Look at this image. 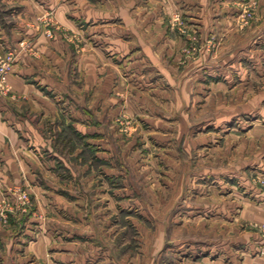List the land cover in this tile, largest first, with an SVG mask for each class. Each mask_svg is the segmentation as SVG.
Here are the masks:
<instances>
[{"label":"crops","instance_id":"crops-1","mask_svg":"<svg viewBox=\"0 0 264 264\" xmlns=\"http://www.w3.org/2000/svg\"><path fill=\"white\" fill-rule=\"evenodd\" d=\"M165 2L16 0L18 13L11 27L5 29L0 22V52L21 40L35 45L34 50L20 48L9 75L11 92L0 94V195L13 198L23 188L34 203L27 214L11 218V225L0 222V264H158L159 223L152 225L150 239L144 237L133 248V237H118L125 224L94 221V214L110 213L109 205L83 206L78 201L109 195L108 189L79 192L77 181L85 165L80 178L89 185L96 181L93 171H87L94 159L85 161L84 153L108 150L109 135L118 130L110 119L127 113L153 116V93L171 90L160 87H172L169 62L183 40L168 25L167 13L177 1ZM48 8L55 9L57 21L83 37L82 46L61 34L51 38L39 27L37 16ZM237 31L245 34L252 51L263 47L264 57V9L261 22ZM226 65L236 74L221 77L216 85L229 83L230 117L237 119L231 129L244 123L240 117L252 118L243 131L256 136L252 142L257 148L261 136L264 144V60ZM167 94L163 98L174 103ZM96 153L100 163L108 161L105 153ZM249 182L244 191L231 192L229 208L215 212V225L220 233L228 225L230 236L214 239L210 249L198 254L190 241L189 256L180 264H264V255L252 252L260 235L250 226L264 222V203L258 200L263 194ZM135 226L143 236L145 225Z\"/></svg>","mask_w":264,"mask_h":264},{"label":"rangeland","instance_id":"rangeland-1","mask_svg":"<svg viewBox=\"0 0 264 264\" xmlns=\"http://www.w3.org/2000/svg\"><path fill=\"white\" fill-rule=\"evenodd\" d=\"M15 1L0 0V22L5 29L16 20L13 18L18 13ZM176 1L175 10L167 13L168 25L174 27L183 43L175 49L174 59L169 62L173 66L174 79H169L172 87L167 83L160 87L168 90L170 87L173 92L153 93L155 98L151 97L153 103L149 104L155 112L153 116L127 113L110 119L111 126L118 130L109 135L108 150L104 152L108 161L100 163L96 152L102 155L103 151H86L84 160L94 159L87 171H93L96 181L89 185L80 178L86 174V165L80 166L77 181L79 192L108 189L109 195L93 194L78 201L83 206L109 205L110 213L94 214V221L125 224L126 230L120 231L118 237L121 234L128 239L133 237L129 242L133 248L144 237L150 239L152 225L159 223L158 264L182 263V258L189 256L190 241L198 254L210 249L214 239L228 238L229 226L223 224L220 233V225H215V212L232 205L231 192L247 189L246 180L264 197L263 138L256 140L255 148L252 139L256 136L244 133L243 127L252 122L250 117H240V123H244L232 131L231 122L237 119L230 117L229 83L222 88L216 85L221 77L236 74L226 65L229 62L246 64L264 60L263 47L252 51L246 45L245 34L238 35L237 31L261 22L264 0ZM36 22L46 34L52 30V35L47 34L49 37L61 34L67 41L82 46L83 37L57 21L55 9L41 12ZM19 43L14 46L19 51L35 48L30 39ZM164 93L173 97L174 103L163 98ZM24 194L30 199L27 205L23 204ZM263 197L259 202L264 203ZM33 206L26 189H19L13 198L0 195V222L9 226L11 218L22 217ZM36 214L44 215L40 211ZM136 223L147 228L141 230L143 236L138 233ZM250 226L260 235L252 252L264 255V222ZM198 243L203 245L197 246Z\"/></svg>","mask_w":264,"mask_h":264},{"label":"built area","instance_id":"built-area-1","mask_svg":"<svg viewBox=\"0 0 264 264\" xmlns=\"http://www.w3.org/2000/svg\"><path fill=\"white\" fill-rule=\"evenodd\" d=\"M47 34L52 35V30L49 29ZM19 53L17 48H11L6 52L0 53V94L8 95L11 92V86L9 84V75L12 71L16 57ZM23 204L29 203V196L27 194L22 195ZM26 207V206H24Z\"/></svg>","mask_w":264,"mask_h":264}]
</instances>
